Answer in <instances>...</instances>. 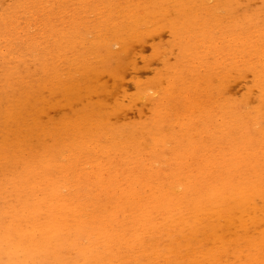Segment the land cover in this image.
<instances>
[{
	"label": "rangeland",
	"instance_id": "1",
	"mask_svg": "<svg viewBox=\"0 0 264 264\" xmlns=\"http://www.w3.org/2000/svg\"><path fill=\"white\" fill-rule=\"evenodd\" d=\"M249 48L253 50L249 51ZM263 58L264 0H0V210L2 211H0V217L5 218L2 219L4 222L0 218V227L3 223L5 224L3 226L13 225L14 221L17 223L14 224L18 226L13 228L16 232L13 229L9 231L11 226L0 229V264H39L40 260H44L40 264H91L93 262L95 264H221L220 262L222 264H264V144H262L264 143V133H260L264 131ZM80 62L84 64V67L79 65ZM257 65H260V70L257 69ZM259 79L262 83L258 82ZM73 83L75 86H72ZM257 85L262 89L259 90ZM169 92H172V95L168 97ZM21 103L24 105L28 103L31 106L28 108L30 112L24 114V109H18L17 106L20 108ZM7 106L10 108L7 109ZM12 107H17L18 112H15L16 108L15 111L12 110ZM21 114L24 115L21 116ZM259 116H261L260 119H258ZM6 117L7 119H5ZM235 119L238 122L236 124ZM254 121L256 122L254 123ZM86 123L88 124L85 125ZM252 123L255 124L254 126H258L254 128ZM237 124H241L240 127ZM72 125L74 126L72 127ZM232 126L235 131L237 130L236 132ZM71 128L75 135H72L74 132ZM69 131L72 133L70 134ZM92 131L95 135L91 134ZM89 132L91 133L88 134ZM244 133L246 136L241 135ZM223 134L226 135L223 137ZM87 138L88 140H85ZM250 138L253 140L249 141ZM257 139L258 141H256ZM260 139L263 142H259ZM77 145L80 149L77 148ZM218 145L221 146V149ZM158 152L160 153L158 154ZM230 153L234 154L230 155ZM216 157H219L218 163ZM259 157L261 160L257 164ZM223 158L225 161H222ZM212 161L216 163V166L212 164ZM47 163L48 165H44ZM228 166H230L229 170L233 169L229 171ZM57 168L60 170H56ZM116 170L117 172H115ZM209 170L210 173H208ZM215 170L217 172H214ZM244 172L246 173L243 174ZM116 174H118L117 177ZM184 174L187 176L185 177ZM207 175L208 177H206ZM65 176L69 180L65 179ZM126 176L129 178L127 179ZM144 177L145 179H143ZM175 177L178 179L175 180ZM108 178L112 180H107ZM134 178L138 179L136 183L135 180L132 182ZM16 179H19L20 182ZM57 180L58 183H56ZM165 180H169V182ZM102 181L106 183L103 184ZM170 181H173L172 185ZM142 182L143 186L140 184ZM44 183L46 187H44ZM130 183L138 185V188L132 184L129 187ZM47 184H50L48 186L51 189ZM176 185L180 188L179 191L175 187ZM57 186L63 188L59 194L55 192L58 191V188L54 191ZM228 186L230 188H227ZM111 187L112 189L108 190ZM149 187L151 188L149 189ZM232 187L236 190L231 189ZM119 188L127 196L129 193L126 190L129 188L130 195L134 193L133 196L131 195L133 202L129 198L130 195L128 196L129 202L125 201L127 196L125 195V199L124 193L121 192L120 195ZM161 188L164 193L161 192ZM13 189L16 190H14L15 194ZM61 189L59 188V192ZM67 189L69 190L66 191ZM96 189L100 191L96 192ZM133 189L134 192L131 193ZM173 189L175 191H171ZM223 189L227 190L224 192ZM21 190L22 192H20ZM44 190L45 192L52 190V192H47V196L44 197L48 198L46 201L43 198V195H46ZM150 191L152 192L150 193ZM27 192L30 194L33 192L31 195L35 197ZM153 192L158 193L157 196L160 193H162L161 196L163 194L164 196L160 198L159 195V198H156L157 196L153 198L151 197L154 195ZM175 192L179 194L176 195ZM6 193L13 194H8L10 195L8 197ZM116 193H118V197L115 198ZM139 193L141 194L139 195ZM171 193L174 194L171 195ZM63 194L67 195V197L64 196L65 199ZM107 194L110 195L109 198ZM81 195H87L85 198L87 197L88 200ZM179 195L182 196L178 197ZM38 196L41 197V200L43 198V202L45 201L42 202L43 204L39 198H36ZM78 196L85 199L84 202L87 205L84 207L88 210L94 200L91 204L93 210L88 211L90 213L81 207L84 202L80 205L79 202L82 199L80 198L78 201ZM74 197L76 198L74 199ZM5 198L7 199L5 200ZM23 199H27L25 201L29 203H25ZM35 199H38V205L37 201H34ZM120 199L122 202H119ZM158 199L159 201H157ZM65 200L70 203L72 200L70 206L76 208L77 211L79 209V215L82 212L84 215L81 214L80 217L78 214L76 215V210L70 208ZM73 201L80 206L73 207L75 206ZM108 201L110 202L108 203ZM139 201H142V204H138ZM19 202H23L24 206ZM11 203H13L12 206H10ZM17 203L22 207L23 212L19 211L20 206ZM152 203L154 205H151ZM165 203L169 204L166 205L168 210L165 207L160 211ZM241 203L243 204L240 205ZM48 204L49 206H47ZM124 204H127L126 207L129 209L123 208ZM25 205L32 210L25 208ZM39 205H41L40 207L44 205L45 208H43L44 206L43 209L38 208ZM174 205L177 206L176 210ZM6 206H9V211ZM56 206L57 208L62 206L60 211L55 208ZM64 206H68L69 211ZM148 206L149 208H143ZM102 207L104 208L102 209ZM112 207H115L114 210ZM117 207L118 209L120 207L119 211H116ZM170 208H173L171 212L173 210L177 212L178 209V212L181 213L173 212L175 217L170 216V218ZM44 209L52 211L47 212ZM80 209L87 213L83 210L80 212ZM125 209L126 211H124ZM27 210L31 212L28 213ZM61 210L63 211L61 212ZM70 210L73 212L70 213ZM98 210L101 211L100 214ZM109 210L113 211H111L113 215L110 216L112 213H107L110 212ZM11 211L14 213H10ZM15 211L18 213L17 217ZM33 211H37L38 214H33ZM8 212L13 216H10ZM68 212L69 215L75 214L73 217L70 215L71 220L68 215H65ZM162 212L165 213L162 214ZM6 213L8 217L5 216ZM21 213L25 215L27 213V215H22L25 216L22 218ZM30 213L35 215L34 218ZM51 213H56L58 216ZM102 213L105 217L107 216L108 221ZM157 213L159 214L156 215ZM120 215L123 217L120 218L118 224L115 218L121 217ZM163 215H165L164 218H162ZM178 215L180 216L178 217ZM62 216H65V219L58 218ZM9 217L13 218L12 223ZM28 217L30 221H28ZM109 217L115 218L110 219ZM173 217L174 219L170 221ZM214 217L217 219L215 220ZM136 218L140 220L138 221ZM19 219L20 224L18 223ZM66 219L68 220L64 221ZM100 220L101 222H99ZM209 220L213 224L211 222L210 224ZM70 221L72 226L69 225ZM134 221L138 227L135 226ZM155 221L159 223H155ZM188 222L190 223L188 224ZM216 222L217 225H215ZM161 223L163 224L159 225ZM59 226L63 228L61 229ZM65 226L71 227L68 229ZM86 226L88 228H84ZM98 226L99 230H97ZM91 228L95 230L94 234ZM106 228L107 233L104 230ZM130 228L136 231H130ZM37 229L39 230L37 231ZM66 230H69L70 233ZM38 232L39 234H36ZM89 232L93 236L88 234ZM63 233L64 235H62ZM41 234L44 239L41 238ZM104 234L109 236H103ZM2 235L5 236L2 237ZM70 235L71 237H69ZM163 235L166 237H162ZM21 236L23 239L20 238ZM95 236L97 238L100 236V238L96 239ZM113 236H116L114 237L116 240ZM142 236L143 238H141ZM149 236H151L150 240ZM109 237L113 239L109 241ZM188 238L194 240L189 239L188 241ZM47 239L52 241H46ZM34 240L39 242L35 241L34 243ZM41 240L43 243L40 244ZM75 241L77 242L75 243ZM10 242L13 244L11 245ZM76 244L83 245H78V247L75 246ZM57 248L61 249L59 253ZM51 249L52 251H50ZM97 250L102 252H97ZM132 250H134L133 253ZM77 254H84V256L78 257ZM44 255L50 257L46 258ZM112 255L114 256L112 257ZM34 256H37V259L36 257L33 259ZM115 256L119 258L117 259ZM183 257L187 263L182 259ZM112 258L115 262L111 261ZM158 258L160 259L158 260ZM225 259L228 261L225 262Z\"/></svg>",
	"mask_w": 264,
	"mask_h": 264
},
{
	"label": "bare ground",
	"instance_id": "2",
	"mask_svg": "<svg viewBox=\"0 0 264 264\" xmlns=\"http://www.w3.org/2000/svg\"><path fill=\"white\" fill-rule=\"evenodd\" d=\"M162 7H164V6L162 5ZM158 8H159V7H158ZM148 9H149V8H148ZM140 12H141V11H140ZM120 14H121V13H120ZM137 14H138V13H137ZM141 14H142V13H141ZM148 17H149V16H148ZM132 19H133V18H132ZM133 20H134V19H133ZM126 21H127V20H126ZM127 26H128V25H127ZM189 29H190V28H189ZM224 30H225V29H224ZM125 31H126V30H125ZM190 31H191V29H190ZM226 32H227V31H226ZM204 36H205V35H204ZM124 37H125V36H124ZM205 37H206V36H205ZM254 37H255V36H254ZM257 37H258V36H257ZM226 38H227V36H226ZM241 38H242V37H241ZM207 39H208V37H207ZM248 39H249V38H248ZM240 40H241V39H240ZM185 41H186V38H185ZM199 41H200V40H199ZM237 41H238V40H237ZM258 42H259V41H258ZM202 43H203V42H202ZM243 44H244V43H243ZM257 44H258V43H257ZM187 46H188V42H187ZM237 46H238V45H237ZM259 46H260V45H259ZM234 47H235V46H234ZM262 47H263V46H262ZM256 49H258V48L256 47ZM237 50H238V49H237ZM246 50H247V49H246ZM250 50H251V48H249V51H250ZM252 50H253V49H252ZM252 50H251V51H252ZM262 50H263V48H262ZM234 51H235V50H234ZM234 51H233V52H234ZM242 51H244V50H242ZM249 51H247V52H249ZM256 52L258 53V51H256ZM231 53H232V52H231ZM249 53H250V52H249ZM232 54H233V53H232ZM250 54H253V53H250ZM259 54H260V53H259ZM262 54H263V53H262ZM238 55H239V54H238ZM258 56H259V55H258ZM261 56H263V55H261ZM243 58H244V57H243ZM254 59H255V58H254ZM263 59H264V58H263ZM258 61H260V60H258ZM261 61H262V60H261ZM261 61H260V62H261ZM246 63H247V62H246ZM259 64H261V63H259ZM76 65H77V64H76ZM79 65H81V66L84 67V64H83L82 62H80ZM257 66H258V68H257V67H256V68H257L258 70H260V69H259V68H261V67H259L260 65H257ZM263 66H264V65H263ZM237 67H238V66H237ZM87 68H88V67H87ZM234 68H235V67H234ZM253 68H254V67H253ZM256 68H255V70H256ZM79 70H80V69H79ZM82 70H83V69H82ZM258 72L261 73V72H262V69H261V72H260V71H258ZM256 73H257V72H256ZM263 73H264V72H263ZM263 73H262V74H263ZM255 76H256V74H255ZM263 77H264V76H263ZM255 78H256V77H255ZM257 78H258V76H257ZM260 79H261V78H260ZM260 79H259V80H260ZM262 81H264V80H262ZM262 81L260 80V81H258V82H259V83H260V82L262 83ZM258 82H257V83H258ZM74 83H75V82H74ZM74 83L72 84V86L74 85ZM259 83H258V85H259ZM263 83H264V82H263ZM175 85H176V84H175ZM258 85H257V87H258ZM72 86H71V87H72ZM74 86H75V85H74ZM263 86H264V84H263ZM263 86H262V87H263ZM260 87H261V86H260ZM68 88H69V87H68ZM73 88H74V87H73ZM258 88H259V87H258ZM70 89H71V88H70ZM74 89H75V88H74ZM261 89H262V88H261ZM261 89L259 88V90H261ZM188 91H189V89H188ZM263 91H264V90H263ZM263 91H262V93H263ZM62 92H63V91H62ZM169 93H170L169 95L167 94L168 97H169L170 95H172V94H171L172 92H169ZM262 93H261V94H262ZM194 94H195V93H194ZM262 95H263V94H262ZM25 96H26V95H25ZM171 97H172V96H171ZM262 97H263V96H262ZM28 99H29V98H28ZM193 99H194V98H193ZM191 100H192V99H191ZM263 100H264V99H262V101H263ZM23 101H24V100H23ZM166 101H167V100H166ZM260 102H261V101H260ZM30 104H31V103H30ZM263 104H264V103H263ZM16 105H18V104L16 103ZM20 105H21L20 108H19V106H17V107H18V109H24V112H23L24 114L27 113V112H30V110H28V108H30L31 106L28 105V103H27L26 105H24L23 103H21ZM261 105H262V103H261ZM29 106H30V107H29ZM226 106H227V105H226ZM259 106H260V105H259ZM17 107H14V108L12 107V110H14L15 108L17 109ZM22 107H23V108H22ZM220 107H221V106H220ZM262 107H263V106H262ZM262 107H261V108H262ZM9 108H10V106H9ZM9 108H8V106H7V109H9ZM229 108H230V107H229ZM258 108H259V110H260V107H258ZM7 109H5L6 112H7ZM18 109H17V111H15V110H14V111L17 113V112H18ZM12 110H11V111H12ZM262 110H263V109H262ZM167 111H168V109H167ZM21 112H22V111H21ZM12 113H13V111H12ZM256 113L259 114L258 111H256ZM10 114H11V113H10ZM19 114H20V113H19ZM24 114H21V116L24 115ZM257 114H256V115H257ZM5 115H6V113H5ZM11 115H12V114H11ZM256 115H255V116H256ZM12 116H13V115H12ZM167 116H168V115H167ZM222 116H223V115H222ZM262 116H263V115H262ZM7 117H8V116H7ZM7 117H6L5 119H7ZM9 117H10V115H9ZM14 117H15V116H14ZM19 117H20V116H19ZM85 117H87V116H85ZM165 117H166V116H165ZM224 117H225V116H224ZM224 117H223V118H224ZM260 117H261V116H259L258 119H260ZM10 118H11V117H10ZM15 118H17V117H15ZM166 118H167V117H166ZM168 118H169V117H168ZM248 118H249V117H248ZM20 119H21V118H20ZM251 119H252V117H251ZM258 119H257V120H258ZM160 120H161V119H160ZM244 120H245V119H244ZM253 120H254V118H253ZM255 120H256V119H255ZM16 121H17V120H16ZM34 121H35V120H34ZM100 121H102V120H100ZM103 121H104V120H103ZM225 121H227V120H225ZM234 121H235V124L238 123V122L236 121V119H235ZM238 121H240V120H238ZM242 121H243V120H242ZM246 121H247V119H246ZM10 122H11V121H10ZM10 122H9V123H10ZM12 122H13V121H12ZM37 122H38V121H37ZM161 122H162V120H161ZM240 122H241V121H240ZM240 122H239V123H240ZM251 122H252V120H251ZM255 122H256V121H254V123H255ZM258 122H259V121H258ZM16 123H17V122H16ZM18 123H19V122H18ZM20 123H21V122H20ZM248 123H249V122H248ZM259 123H260V122H259ZM259 123H257V124H259ZM13 124H14V123H13ZM87 124H88V123H86L85 125H87ZM243 124H244V122H243ZM243 124H242V125H243ZM249 124H250V123H249ZM219 125H220V124H219ZM237 125H239V124H237ZM240 125H241V124H240ZM240 125H239V127H240ZM251 125L254 126L255 124L253 125V123H252ZM73 126H74V125H72V127H73ZM221 126H222V125H221ZM256 126H258V125H256ZM256 126H254V128H256ZM17 127H18V126H17ZM85 127H86V126H85ZM232 127H233V126H232ZM242 127H243V126H242ZM244 127H245V126H244ZM249 127H250V126H249ZM87 128H89V127H87ZM217 128H218V127H217ZM220 128H222V127H220ZM246 128H248V127H246ZM258 128H261V127H258ZM210 129H211V128H210ZM215 129H216V128H215ZM218 129H219V128H218ZM226 129H227V128H226ZM230 129H231V128H230ZM233 129H234V131H235V128H234V127H233ZM240 129H241V128H240ZM240 129H239V130H240ZM71 130L73 131L72 128H71ZM90 130H91V129H90ZM216 130H217V129H216ZM219 130H220V129H219ZM239 130H238V131H239ZM243 130H244V129H243ZM245 130H246V129H245ZM33 131H34V130H33ZM93 131H94V130H93ZM93 131H92V133L89 132L88 134L91 133L92 135H93V134L95 135V133H94ZM160 131H161V130H160ZM221 131H222V130H221ZM236 131H237V130H236ZM236 131H235V132H236ZM260 131H262V130H260ZM69 132H70V131H69ZM73 132H74V131H73ZM132 132H133V134H134V131H132ZM135 132H136V131H135ZM153 132H154V131H153ZM153 132H152V133H153ZM222 132H225V131H222ZM231 132H232V131H231ZM241 132H242V131H241ZM243 132H244V131H243ZM258 132H259V131H258ZM71 133H72V132H70V134H71ZM145 133H146V132H145ZM154 133H157V132H154ZM226 133H227V132H226ZM245 133H246V132H245ZM245 133H244V134H241V135H245ZM260 133H264V131H263V132H260ZM68 134H69V133H68ZM73 134L75 135V132L72 133V135H73ZM88 134H87V135H88ZM158 134H159V133H158ZM160 134H161V133H160ZM209 134H210V133H209ZM220 134H222V133H220ZM227 134H228V133H227ZM131 135H132V133H131ZM136 135H137V133H136ZM141 135H142V134H141ZM155 135H156V134H155ZM163 135H164V133H163ZM224 135H226V134H223V137H224ZM70 136H71V135H70ZM132 136H134V135H132ZM138 136H139V135H138ZM237 136L239 137V135H237ZM245 136H246V135H245ZM263 136H264V135H263ZM89 137H91V136H89ZM92 137H93V136H92ZM118 137H119V136H118ZM118 137H117V139H118ZM152 137H153V136H152ZM156 137H157V136H156ZM250 137H252V136H250ZM261 137H262V134H261ZM261 137H260V138H261ZM74 138H75V136H74ZM163 138H164V137H163ZM165 138H166V137H165ZM226 138H228V137H226ZM108 139H109V138H108ZM159 139H160V137H159ZM161 139H162V138H161ZM169 139H170V138H169ZM232 139H233V138H232ZM235 139H236V138H235ZM243 139H244V138H243ZM246 139H247V138H246ZM251 139L253 140V138H250L249 141H250ZM261 139H263V138H261ZM261 139L259 140V142H263V141H261ZM85 140H88V138L85 139ZM226 140H227V139H226ZM236 140H237V139H236ZM240 140H242L241 136H240ZM115 141H116V140H115ZM117 141H119V140H117ZM122 141H123V140H122ZM122 141H120V142H122ZM162 141H164V140H162ZM232 141H233V140H232ZM237 141H238V140H237ZM237 141H236V142H237ZM244 141H246V140L244 139ZM256 141H258V139H257ZM83 142H85L84 139H83ZM123 142H124V141H123ZM247 142H248V141H247ZM259 142H258V143H259ZM117 143H118V142H117ZM138 143H139V141H138ZM140 143H141V142H140ZM158 143H159V142H158ZM242 143H243V140H242ZM242 143H239V144H242ZM76 144H77V143H76ZM119 144H120V143H119ZM248 144H249V143H248ZM250 144H251V143H250ZM253 144H254V143H253ZM262 144H264V143H262ZM81 145H82V144H81ZM115 145H116V144H115ZM115 145H114V146H115ZM129 145H130V144H129ZM154 145H155V144H154ZM219 145H220V144H219ZM219 145H218V146H219ZM245 145H247V144H245ZM259 145H261V144H259ZM16 146H17V145H16ZM78 146H79V145H77V148H78ZM121 146H122V144H121ZM227 146H228V145H227ZM249 146H250V145H249ZM261 146H262V145H261ZM70 147H71V146H70ZM72 147H74V146L72 145ZM72 147H71V150H72ZM112 147H113V146H112ZM116 147H117V145H116ZM118 147H119V145H118ZM219 147H220V149H221V146H219ZM259 147H260V146H259ZM74 148H75V147H74ZM74 148H73V149H74ZM77 148H76V149H77ZM127 148H128V147H127ZM253 148H254V147H253ZM255 148H257V147H255ZM261 148H262V147H261ZM78 149H80V148H78ZM113 149H115V148H113ZM119 149H120V148H119ZM225 149H226V148H225ZM236 149H237V147H236ZM241 149H242V148H241ZM243 149H245V148H243ZM126 150H127V149H126ZM144 150H145V149H144ZM248 150H250V149L248 148ZM263 150H264V149H263ZM160 151H161V150H160ZM216 151H217V150H216ZM225 151H226V150H225ZM230 151H231V150H230ZM240 151H241V150H240ZM260 151H261V150H260ZM137 152H138V151H137ZM213 152H214V151H213ZM226 152H227V151H226ZM226 152H224V153H226ZM231 152H233V151H231ZM256 152H257V151H256ZM159 153H160V152H158V154H159ZM227 153H228V152H227ZM253 153H254V152H253ZM258 153L260 154L261 152H258ZM258 153H257V154H258ZM72 154H73V153H72ZM74 154H75V153H74ZM129 154H130V152H129ZM155 154H156V153H155ZM232 154H234V153H232ZM232 154L230 153V155H232ZM255 154H256V153H255ZM257 154H256V155H257ZM131 155H132V154H131ZM262 155H263V154H262ZM156 156H157V155H156ZM156 156H155V157H156ZM172 156H173V155H172ZM176 156H177V155H176ZM188 156H189V155H188ZM198 156H199V155H198ZM209 156H210V155H209ZM221 156H222V155H221ZM263 156H264V155H263ZM158 157L160 158L159 155H158ZM167 157H168V156H167ZM173 157H175V156H173ZM230 157H231V156H230ZM260 157H262V156H260ZM260 157H259V159L257 160V164H258V161L261 160ZM159 158H158V159H159ZM176 158H177V157H176ZM183 158H184V157H183ZM207 158H208V157H207ZM216 158L218 159L219 157H216ZM220 158H221V157H220ZM225 158H226V156H225ZM236 158H237V157H236ZM251 158H252V157H251ZM255 158H257V157H255ZM154 159H155V158H154ZM158 159H156V160H158ZM162 159H163V155H162ZM162 159H161V160H162ZM188 159H190V158H188ZM205 159H206V158H205ZM209 159H210V158H209ZM209 159H208V162H209ZM223 159H224V158H223ZM223 159H222V161H225V159H224V160H223ZM226 159H227V158H226ZM126 160H127V159H126ZM163 160H164V159H163ZM163 160H162V161H163ZM167 160H168V159H167ZM170 160H171V159H170ZM202 160H203V159H202ZM202 160H201V161H202ZM206 160H207V159H206ZM211 160H212V159H211ZM255 160H256V159H255ZM122 161H123V160H122ZM124 161H125V160H124ZM128 161H129V160H128ZM151 161H152V160H151ZM120 162H121V161H120ZM153 162H154V161H153ZM157 162H158V161H157ZM159 162H160V160H159ZM163 162H164V161H163ZM208 162H207V163H208ZM210 162H211V161H210ZM212 162H213V161H212ZM218 162H219V159L217 160V163H218ZM220 162H221V161H220ZM228 162L230 163V161H228ZM228 162L226 163V165L228 164ZM234 162H236L235 159H234ZM250 162H251V160H250ZM145 163H146V162H145ZM150 163H151V162H150ZM180 163H181V162H180ZM191 163H192V162H191ZM202 163H203V162H202ZM207 163H206V164H207ZM232 163H233V162H232ZM259 163H260V162H259ZM113 164H114V162H113ZM152 164H153V163H152ZM154 164H155V162H154ZM197 164H198V163H197ZM208 164H209V163H208ZM212 164H214V165L216 166V163L213 162ZM223 164H224V163H223ZM257 164H256V166H257ZM44 165H48V163H47V164H44ZM56 165H57V164H56ZM71 165H72V164H71ZM74 165H75V164H74ZM77 165H78V164H77ZM101 165H102V164H101ZM119 165H120V164H119ZM138 165H139V164H138ZM179 165H180V164H179ZM179 165H178V166H179ZM190 165H191V164H190ZM204 165H205V164H204ZM36 166H37V165H36ZM54 166H55V165H54ZM98 166H99V165H98ZM117 166H118V165H117ZM147 166H148V165H147ZM149 166H150V165H149ZM199 166H200V165H199ZM206 166H208V165H206ZM215 166H214V167H215ZM236 166H237V165H236ZM241 166H242V165H241ZM252 166H253V165H252ZM47 167H49V166H47ZM66 167H67V166H66ZM66 167H65V168H66ZM70 167H72V166H70ZM111 167H112V165H111ZM138 167H139V166H138ZM140 167H141V166H140ZM202 167H203V166H202ZM210 167H211V166H210ZM212 167H213V165H212ZM10 168H11V167H10ZM97 168H98V167H97ZM97 168H96V169H97ZM151 168H152V167H151ZM176 168H177V167L175 166V169H176ZM183 168H184V167H183ZM195 168H197V167H195ZM203 168L206 169V167H203ZM216 168H217V167H216ZM216 168H215V169H216ZM227 168H228V170H229L230 166H228ZM237 168H238V167H237ZM239 168H240V166H239ZM247 168H248V167H247ZM251 168H253V167H251ZM263 168H264V167H263ZM48 169H49V168H48ZM58 169H59V168H57L56 170H58ZM63 169H64V167H63ZM116 169H117V168H116ZM139 169H140V168H139ZM179 169H180V168H179ZM200 169H201V168H200ZM232 169H233V168H232ZM232 169H231V170H232ZM235 169H236V168H235ZM59 170H60V169H59ZM66 170H67V169H66ZM101 170H102V169H101ZM101 170H100V171H101ZM113 170H114V169H113ZM181 170H183V169H181ZM201 170H202V169H201ZM211 170H212V169H211ZM231 170H229V171H231ZM240 170H242V169H240ZM247 170H248V169H247ZM61 171H62V169H61ZM106 171H107V170H106ZM186 171H187V170H186ZM198 171H200V170H198ZM236 171H237V170H236ZM115 172H117V170H116ZM176 172H179V171H176ZM201 172H203V171H201ZM214 172H217V171L215 170ZM221 172H222V168H221ZM242 172H243V171H242ZM63 173H64V172H63ZM65 173H66V172H65ZM105 173H106V172H105ZM169 173H170V172H169ZM169 173H168V174H169ZM173 173H174V172H173ZM173 173H172V174H173ZM182 173H183V172H182ZM208 173H210V170H209ZM211 173H212V172H211ZM218 173H219V172H218ZM245 173H246V172H244L243 174H245ZM59 174H60V173H59ZM59 174H58V175H59ZM144 174H145V173H144ZM172 174H171V175H172ZM174 174H175V173H174ZM213 174H214V173H213ZM234 174H235V173H234ZM234 174H233V175H234ZM250 174H251V173H250ZM261 174L263 175V172H262ZM261 174H260V175H261ZM60 175H61V174H60ZM62 175H63V174H62ZM95 175H97V174L95 173ZM111 175L113 176L114 173L112 172ZM117 175H118V174H116V177H117ZM121 175H122V174H121ZM131 175H133V174H131ZM131 175H130V176H131ZM159 175H160V174H159ZM159 175H157V176L160 177ZM187 175H188V173H187ZM187 175H186V176H187ZM208 175H209V174H208ZM208 175H207L206 177H208ZM218 175H220V174H218ZM262 175H261V176H262ZM103 176H104V175H103ZM123 176H125V175H123ZM128 176H129V175H128ZM137 176H138V174H137ZM142 176H143V175H142ZM142 176H141V177H142ZM184 176H185V174H184ZM184 176H183V177H184ZM186 176H185V177H186ZM198 176H199V175H198ZM210 176H211V175H210ZM229 176H230V175H229ZM236 176H237V175H236ZM239 176H240V175H239ZM60 177H61V176H60ZM65 177H66V176H65ZM95 177H96V176H95ZM118 177H119V176H118ZM141 177H140V178H141ZM164 177H165V176H164ZM172 177H173V176H172ZM172 177H171V178H172ZM178 177H179V175H178ZM178 177H175V180H176V178L178 179ZM180 177H181V176H180ZM190 177H191V176H190ZM190 177H189V178H190ZM204 177H205V176H204ZM204 177H203V178H204ZM223 177H224V176H223ZM51 178H52V177H51ZM72 178H73V177H72ZM110 178H112V177H110ZM110 178H108L107 180H110ZM121 178H122V177H121ZM126 178L128 179L129 177L126 176ZM135 178H136V177H135ZM135 178L132 179V180H133L132 182H134V180H135V183H136V180L138 181V179H135ZM137 178H138V177H137ZM161 178H162V177H161ZM210 178H211V177H210ZM210 178H209V179H210ZM220 178H221V177H220ZM243 178H244V177H243ZM249 178H250V177H249ZM251 178H252V177H251ZM53 179H54V178H53ZM59 179L61 180V178H59ZM65 179H68V178L66 177ZM65 179H62V180H65ZM112 179H114V178H112ZM112 179H111V180H112ZM119 179H120V178H119ZM143 179H145V177H144ZM143 179H142V180H143ZM148 179H149V178H148ZM148 179H146V180H148ZM153 179H154V178H153ZM159 179H160V178H159ZM162 179H163V178H162ZM207 179H208V178H207ZM214 179H215V178H214ZM237 179H238V178H237ZM247 179H248V178H247ZM16 180L19 181V179H16ZM68 180H69V179H68ZM68 180H67V181H68ZM70 180H71V179H70ZM73 180H74V178L72 179V181H73ZM111 180H110V181H111ZM130 180H131V179H130ZM151 180H152V179H151ZM155 180H156V178H155ZM180 180H181V179H180ZM201 180H202V179H201ZM258 180H259V179H258ZM13 181H14V180H13ZM13 181H12V182H13ZM54 181H55V180H54ZM99 181H100V180H99ZM117 181H118V180H117ZM119 181H120V180H119ZM126 181H127V180H126ZM165 181H168V182H169V180H165ZM181 181H182V180H181ZM183 181H184V179H183ZM189 181L191 182L190 179H189ZM194 181H195V180H194ZM196 181H197V180H196ZM250 181H251V180H250ZM14 182H15V181H14ZM14 182H13V183H14ZM19 182H20V181H19ZM35 182H36V181H35ZM70 182H71V181H70ZM102 182H104V181H102ZM112 182H113V181H112ZM127 182H130V181H127ZM139 182H140V181H139ZM149 182H150V180H149ZM161 182L164 183L163 181H161ZM161 182H160V183H161ZM170 182H171V181H170ZM192 182H193V181H192ZM210 182H211V180H210ZM210 182H209V183H210ZM221 182H222V181H221ZM229 182H230V181H229ZM233 182H235V181H233ZM28 183H30V182H28ZM56 183H58V180L56 181ZM105 183H106V182H104L103 184H105ZM110 183H111V182H110ZM115 183H116V182H115ZM147 183H148V182H147ZM147 183H146V184H147ZM156 183H157V182H156ZM158 183H159V182H158ZM160 183H159V184H160ZM172 183H173V181H172L170 184L172 185ZM175 183H176V182H175ZM180 183H182V182H180ZM184 183H186V182H184ZM193 183H194V182H193ZM198 183H199V182H198ZM198 183H197V184H198ZM202 183H203V182H202ZM202 183H201V184H202ZM227 183H228V180H227ZM230 183H231V182H230ZM17 184H18V182H17ZM31 184H32V182H31ZM31 184H30V185H31ZM44 184H45V183H44ZM116 184H117V183H116ZM131 184H132V183H130L129 187H131ZM140 184L142 185L143 182L140 183ZM150 184H151V182H150ZM164 184H165V183H164ZM164 184H163V186H164ZM188 184H189V183H188ZM221 184H222V183H221ZM225 184H226V183H225ZM231 184H232V183H231ZM30 185H28V186H30ZM48 185H50V184H47V186H48ZM54 185H55V184H54ZM54 185H53V187H54ZM66 185H67V184H66ZM66 185H65V186H66ZM99 185H100V184H99ZM99 185H98V186H99ZM107 185H109V184H107ZM107 185H106V186H107ZM113 185H114V184H113ZM121 185H122V183H121ZM125 185H127V184H125ZM132 185H133V184H132ZM151 185H152V184H151ZM156 185H158V184H156ZM161 185H162V184H161ZM173 185H174V184H173ZM185 185H187V184H185ZM228 185H229V184H228ZM247 185H248V184H247ZM253 185H254V184H253ZM28 186H27V187H28ZM40 186H41V185H40ZM65 186L63 185V187H65ZM69 186H74V185H69ZM96 186H97V185H96ZM98 186H97V187H98ZM133 186L137 187L138 185L134 184ZM142 186H143V185H142ZM142 186H141V187H142ZM153 186H154V185H153ZM158 186H159V185H158ZM165 186H167V185H165ZM203 186H204V185H203ZM224 186H225V185H224ZM231 186H232V185H231ZM257 186H258V185H257ZM15 187H16V186H15ZM15 187H13V188H15ZM30 187H31V186H30ZM44 187H46V184H45ZM48 187H49V186H48ZM51 187H52V186H51ZM66 187H67V186H66ZM74 187H75V186H74ZM90 187H91V186H90ZM101 187H102V185H101ZM101 187H100V188H101ZM107 187H108V186H107ZM112 187H113V186H112ZM112 187H111V188H108V190H109V189H112ZM114 187H115V186H114ZM124 187H125V186H124ZM139 187H140V186H139ZM167 187H168V186H167ZM175 187H177V185H176ZM180 187H181V186H180ZM185 187H186V189H187V186H185ZM188 187H189V186H188ZM196 187H197V186H196ZM205 187H206V186H205ZM219 187H220V186H219ZM236 187H237V186H236ZM28 188H29V187H28ZM40 188H42V187H40ZM49 188H50V187H49ZM55 188H56V189H54V191L57 190L58 186L55 187ZM59 188L61 189L62 187L60 186ZM59 188H58V191H55V192H57L58 194L61 193V191H62V189H63V188H62V189L60 190V192H59ZM67 188H68V187H67ZM70 188H72V187H70ZM95 188H96V187H95ZM95 188H94V189H95ZM126 188H127V187H126ZM132 188H133V187H132ZM137 188H138V187H137ZM150 188H151V187H149V189H150ZM155 188L157 189V186H156ZM159 188H160V187H159ZM172 188H173V186H172ZM172 188H170V189H172ZM177 188H178V191H179L180 188H179V187H177ZM202 188H203V187H202ZM215 188H216V187H215ZM215 188H214V189H215ZM227 188H230V187L228 186ZM247 188H248V187H247ZM15 189H16V188H15ZM15 189H13V193H14V194H15V191H16ZM18 189L20 190V188H18ZM18 189H17V190H18ZM45 189H46V188H45ZM50 189H51V188H50ZM52 189H53V188H52ZM72 189H74V188H72ZM102 189H103V188H102ZM106 189H107V188L105 187V190H106ZM119 189L121 190V188H119ZM124 189H125V188H124ZM134 189H135V188H134ZM134 189L131 191V193L134 192ZM156 189H155V190H156ZM174 189H176V188H174ZM174 189L171 190V191H175ZM214 189H213V190H214ZM231 189H234V188L232 187ZM231 189H230V191H231ZM240 189H242V188H240ZM250 189H251V187H250ZM250 189H249V190H250ZM0 190H1V189H0ZM2 190H3V189H2ZM6 190H7V189H6ZM14 190H15V191H14ZM31 190H33V189H31ZM40 190H43V189H40ZM68 190H69V189H67L66 191H68ZM92 190H93V188H92ZM115 190H116V189H115ZM115 190H113V191H115ZM125 190H126V189H125ZM129 190H130V189L128 188V190H126V191H127V192L129 193V195H130ZM135 190L137 191V189H135ZM155 190H152V191H155ZM160 190H162L161 192H163V189H162V188H161ZM166 190H167V189H166ZM187 190H188V189H187ZM187 190H186V191H187ZM189 190H190V189H189ZM191 190H192V189H191ZM204 190H205V189H204ZM204 190H201V191H204ZM223 190H224V192H225L227 189H226V190L223 189ZM235 190H236V189H234V191H235ZM11 191H12V189H11ZM24 191H25V190H24ZM26 191H27V189H26ZM28 191H29V189H28ZM37 191L39 192V190H37ZM74 191H76V190H74ZM79 191H80V190H79ZM81 191H82V190H81ZM90 191H91V190H90ZM97 191H100V190H97V189H96V192H97ZM110 191H111V190H110ZM136 191H135V192H136ZM138 191H140V190H138ZM142 191H143V189H142ZM152 191H150V193H151ZM164 191H165V190H164ZM178 191H177V192H178ZM184 191H185V190H184ZM197 191H198V190H197ZM206 191H207V190H206ZM20 192H22V190H21ZM30 192H31V191H30ZM38 192H37V193H38ZM44 192H45V190H44ZM47 192H52V190H50V191L48 190ZM47 192H45L46 195H45V196L43 195V198L47 196ZM63 192H64V191H63ZM71 192H73V191H71ZM105 192H107V191H105ZM111 192H112V191H111ZM115 192H117V191H115ZM121 192H122V190H121L120 192H118V193H120V195H121ZM147 192H148V190H147ZM155 192H156V191H155ZM155 192H153V194H154L155 196L153 195V196H151V197L155 198V197L157 196L156 194H158V193L155 194ZM166 192L168 193V191H166ZM180 192H181V191H180ZM250 192H251V191H250ZM13 193H8V194L12 195ZM16 193H17V192H16ZM23 193H25V192H23ZM23 193H22V194H23ZM27 193H28V192H27ZM27 193H26V194H27ZM32 193H33V192H32ZM32 193H31V194H32ZM39 193L41 194V192H39ZM57 193H55V194H57ZM67 193H69V192H67ZM67 193H66V194H67ZM73 193H74V192H73ZM87 193H88V192H87ZM89 193H90V192H89ZM118 193H116L117 196H115V198L118 197ZM122 193H124V198H125V195L127 196V194H125V192H122ZM137 193H138V192H137ZM163 193H164V192H163ZM182 193H184V192H182ZM182 193H181V194H182ZM206 193H207V192H206ZM217 193H218V192H217ZM222 193H223V192H222ZM251 193H252V192H251ZM6 194H7V193H6ZM8 194H7V196L10 197V195H8ZM19 194H20V193H19ZM28 194H30V193H28ZM31 194H30V195H31ZM52 194L54 195V193H51V195H52ZM66 194H65V195H66ZM100 194H101V192H100ZM108 194H109V192H108ZM108 194H107V197H108V196L110 197V195H108ZM116 194H115V195H116ZM133 194H134V193H133ZM133 194H131V195L133 196ZM140 194H141V193H139V195H140ZM147 194L149 195V193H147ZM147 194H146V195H147ZM160 194H162V193H160ZM160 194H159V195H160ZM173 194H174V193H171V195H173ZM175 194L177 195V194H179V193H176V192H175ZM195 194H196V193H195ZM252 194H253V193H252ZM0 195H1V194H0ZM20 195H21V194H20ZM20 195H19V196H20ZM35 195H36V194H35ZM65 195L63 194V198H64ZM69 195H70V193H69ZM69 195H68V196H69ZM72 195H74V194H72ZM72 195H71V197H73ZM75 195L77 196L78 194L76 193ZM79 195H80V194H79ZM94 195H95V192H94ZM94 195H93V196H94ZM112 195H114V194H112ZM120 195H119V197H120ZM129 195H128V196H129ZM131 195H130L129 198H131L130 200L132 201V196H131ZM146 195H145V197H146ZM151 195H152V194H151ZM159 195H158V196H159ZM204 195H205V194H204ZM224 195H225V194H224ZM22 196H24V195H22ZM22 196H21V197H22ZM27 196H28V195H27ZM27 196H26V198H27ZM31 196L35 197L34 195H31ZM61 196H62V194H61ZM61 196H60V198H62ZM81 196H82V195H81ZM81 196H80V197L78 196V197H79V200L77 199L78 201H80ZM85 196H87V195H85ZM85 196L83 195L82 197L85 198ZM93 196H92V197H93ZM128 196H127V199L125 198L126 200H125L124 198H122V200H125V201H128V202H129V200H128V199H129ZM158 196H157L156 198H159L161 195H160L159 197H158ZM162 196H164V194H163ZM162 196H161L160 198H163ZM174 196H175V195H174ZM180 196H182V195H179L178 197H180ZM185 196H186V194H185ZM189 196H190V195H189ZM2 197H3V196H2ZM11 197H12V196H11ZM13 197H14V195H13ZM17 197H18V196H17ZM21 197H20V199H21ZM24 197H25V196H24ZM33 197H32V198H33ZM50 197H51V196H50ZM66 197H67V195H66ZM78 197H77V198H78ZM88 197H89V196H88ZM109 197H108V198H109ZM111 197H112V196H111ZM122 197H123V196H122ZM134 197H135V196H134ZM137 197H139L138 194H137ZM142 197H144V196H142ZM166 197H167V196H166ZM198 197H199V196H198ZM227 197L229 198V196H227ZM236 197H237V196H236ZM22 198H23V197H22ZM28 198H29V201H30V200H31L30 196H29ZM36 198H39L40 201H41V203L43 202V198H42V200H41V197H39V196L36 197ZM51 198L54 199V197H51ZM51 198H50V199H51ZM69 198H70V197H69ZM75 198H76V197H74V199H75ZM83 198H81V199L83 200ZM86 198H87V197H86ZM86 198H85V199H86ZM104 198H105V197H104ZM135 198H136V197H135ZM164 198H165V197H164ZM169 198H170V197H169ZM169 198H168V199H169ZM195 198H196V197H195ZM212 198H215V197H212ZM212 198H210V199L212 200ZM2 199H3V198H2ZM6 199H7V198H5V200H6ZM9 199H10V198H9ZM12 199H14V198H12ZM17 199H18V198H17ZM44 199H45V201H46V199H48V198H44ZM50 199H49V200H50ZM64 199H65V198H64ZM85 199H84V200H85ZM137 199H139V198H137ZM166 199H167V198H166ZM177 199H178V198H177ZM192 199H193V198H192ZM204 199H205V198H204ZM204 199H202V200H204ZM23 200H24L25 203L28 202V201H25V200H27V199H23ZM23 200H22V201H23ZM49 200H47V201L50 202L52 199H51L50 201H49ZM62 200H63V199H62ZM62 200H61V201H62ZM69 200H70V199H69ZM72 200H73V199H72ZM72 200H71V203H72ZM82 200L79 202V204L82 203V202H84V200H83V201H82ZM86 200H88V198H87ZM92 200H93V199H92ZM107 200H109V199H107ZM133 200H134V199H133ZM160 200H161V199H160ZM172 200H173V198H172ZM188 200L190 201V199H188ZM198 200L200 201V199H198ZM218 200H219V199H218ZM8 201H9V200H8ZM14 201H16V200H14ZM18 201H19V200H18ZM34 201H37V205L39 204V203H38V199H35ZM40 201H39V202H40ZM45 201H44V202H45ZM52 201L54 202V200H52ZM57 201H58V200H57ZM65 201L67 202V200H65ZM93 201H94V200H93ZM93 201H92V202H93ZM100 201H101V200H100ZM100 201H99V202H100ZM104 201H105V200H104ZM131 201H130V202H131ZM142 201H143V200H142ZM142 201H139L140 203H138V204H142V203H141ZM144 201H145V200H144ZM148 201H149V200H148ZM151 201H152V199H151ZM151 201H150V202H151ZM157 201H159V199H158ZM157 201H156V202H157ZM163 201H164V200H163ZM163 201H162V202H163ZM170 201H171V198H170ZM176 201H177V200H176ZM0 202H1V201H0ZM3 202H4V201H3ZM31 202H32V201H31ZM44 202H43V203H44ZM55 202H56V201H55ZM59 202H60V201H59ZM68 202H69V201H68ZM68 202H67V204L70 206L71 203H70V202L68 203ZM73 202H74V204H75V206H73V207H76V206H80V205H81V204H80V205L76 204L75 201H73ZM87 202H88V201H87ZM90 202H91V201H90ZM92 202H91V204H92ZM96 202H97V201H96ZM101 202H102V201H101ZM109 202H110V201H108V203H109ZM113 202H114V201H113ZM119 202H122L121 199H120ZM119 202H117V203H119ZM132 202H133V201H132ZM134 202H135V201H134ZM136 202H138V200H136ZM145 202H146V201H145ZM172 202H173V201H172ZM172 202H171V204H172ZM197 202H198V201H197ZM197 202H196V203H197ZM14 203H15V202H14ZM19 203L22 204L23 202H22V203L19 202ZM19 203H17L18 206H20ZM28 203H29V202H28ZM35 203H36V202H35ZM43 203H42V204H43ZM56 203H57V202H56ZM56 203H54V204H56ZM61 203H62V202H61ZM63 203L65 204V202H63ZM94 203H95V202H94ZM179 203H180V202H179ZM179 203H178V204H179ZM184 203H185V202H184ZM205 203H206V202H205ZM212 203H213V202H212ZM257 203H258V202H257ZM6 204H7V203H6ZM6 204H4V205H6ZM12 204H13V203H11L10 206H12ZM31 204H33V202H32ZM42 204H41V205H42ZM46 204H47V202L45 203V206H46ZM49 204H50V203H49ZM49 204H48L47 206H49ZM57 204H58V203H57ZM82 204H83V203H82ZM91 204L89 205V206H90V207H89L90 209H91V206H92ZM106 204H107V202H106ZM113 204H114V203H113ZM128 204H131V203H128ZM133 204H134V203H133ZM171 204H170V205H171ZM180 204H181V203H180ZM182 204H183V203H182ZM185 204H186V203H185ZM191 204H192V203H191ZM242 204H243V203H241L240 205H242ZM8 205H9V203H8ZM17 205H14V206H17ZM22 205H23V204H22ZM41 205H39V206H37V207H38V208H42V207L44 206V205H43L42 207H40ZM58 205H59V204H58ZM58 205H57V206H58ZM65 205H66V204H65ZM84 205H87V203L85 204V202H84V204H83L81 207H82L84 210L86 209L87 212H88L90 209L88 210L86 207H84ZM93 205H95V204H93ZM110 205H111V203H110ZM124 205H125V207H123V208L129 209V208L126 207L127 204H124ZM131 205H132V204H131ZM131 205H130V206H131ZM148 205H150V203H148ZM151 205H154V204L152 203ZM166 205H169V204H168V203H165V204H164V207H162V208L160 209V211H161L163 208H165ZM207 205H208V204H207ZM207 205H205V206H207ZM1 206H2V205H1ZM23 206H24V205H23ZM25 206H26L25 208H27V205H25ZM34 206H35V205H34ZM45 206H44L43 208H45ZM57 206L55 207L57 210L61 209L60 207H62V206H60L59 208H57ZM101 206H102V205H101ZM101 206H100V207H101ZM105 206H106V205H105ZM108 206H109V205H108ZM116 206H117V205H116ZM137 206H140V207H141L142 205H137ZM143 206H144V205H143ZM155 206H156V204H155ZM162 206H163V205H162ZM174 206H175L174 209L176 210L177 206H176V205H174ZM184 206H185V205H184ZM188 206H189V205H188ZM197 206H198V205H197ZM6 207L8 208L9 206H6ZM28 207H30L29 204H28ZM64 207H65V206H64ZM67 207H68V206H66L65 208H66V210L68 209L67 211H69V208H67ZM132 207H134V206H132ZM140 207H136V208H140ZM179 207H180V206H179ZM181 207L183 208V206H181ZM200 207L202 208V206H200ZM16 208H17V207H16ZM21 208H22V207L20 206V210H19V211H22ZM25 208H23V209H25ZM43 208H42V209H43ZM46 208H47V207H46ZM52 208H53V207H52ZM70 208H72V207L70 206ZM79 208H80V207H79ZM94 208H95V206H94ZM103 208H104V207H102V209H103ZM112 208H113V207H112ZM114 208H115V207H114ZM114 208H113V210H114ZM143 208H149V206H148V207H143ZM187 208H188V207H187ZM201 208H200V209H201ZM204 208H205V207H204ZM5 209H6V208H5ZM5 209H4V210H5ZM18 209H19V208H18ZM18 209H15V210H18ZM27 209H31V208H27ZM62 209H64V208H62ZM72 209H74V208H72ZM83 209H82V210H83ZM97 209H98V208H97ZM119 209H120V207H119ZM119 209H118V207H117V210H116V211H119ZM126 209H125L124 211H126ZM166 209H167V207H166ZM170 209H171V208H170ZM172 209H173V208H172ZM172 209L170 210L171 215H169V217H170V216H171V217L174 216V213H177V212H178V209H177V212H175V211L173 210V212H174V213H173V212H171ZM214 209H215V208H214ZM9 210H10V208H8V211H9ZM11 210H12V208H11ZM13 210H14V209H13ZM31 210H32V209H31ZM36 210H37V209H36ZM44 210H45V209H44ZM44 210H43V211L41 210V212H44ZM64 210H65V209H64ZM74 210H76V215H77V214L79 215V213H78L79 209H78V211H77L76 208H75ZM80 210H81V209H80ZM82 210H81L80 212H82ZM84 210H83V211H84ZM92 210H93V208H92L90 211H92ZM100 210H101V208H100ZM105 210H106V209H105ZM107 210H108V209H107ZM141 210H144V209H141ZM141 210H140V211H141ZM164 210H165V209H164ZM167 210H168V209H167ZM167 210H165V211H167ZM188 210L190 211V209H188ZM0 211H1V210H0ZM5 211H6V210H5ZM27 211H28V210H27ZM27 211H26V212H27ZM38 211H40V210L38 209ZM45 211L50 212V211H52V210L48 211V210L46 209ZM53 211H54V208H53ZM59 211H60V210H59ZM62 211H63V210H61V212H62ZM67 211H66V212H67ZM95 211H96V209H95ZM98 211H99V210H98ZM109 211H110V210H109ZM111 211H112V210H111ZM111 211H110V212H107V213H112L113 211H112V212H111ZM129 211H130V210H129ZM221 211H222V210H221ZM225 211H226V209H225ZM1 212H2V211H1ZM1 212H0V213H1ZM15 212L17 213V211H15ZM22 212H23V211H22ZM29 212H31V211L29 210L28 213H29ZM33 212H34V211H33ZM33 212H32V213H33ZM36 212H37V211H36ZM36 212H34L33 214H38V213H36ZM47 212H46V213H47ZM61 212H60V213H61ZM64 212H65V211H64ZM72 212H73V211H72ZM72 212H71V210H70V213H72ZM84 212H86V211H84ZM87 212H86V213H87ZM93 212H94V211H93ZM100 212H101V211H99V214H100ZM103 212H104V211H103ZM135 212H136V211H135ZM141 212H143V211H141ZM152 212L154 213V211H152ZM157 212H158V211H157ZM190 212H191V211H190ZM215 212H216V211H215ZM8 213H9V212H8ZM10 213H14V211H11ZM10 213H9V214H10ZM56 213L59 214V212H56ZM56 213H51V214L54 215V214H56ZM88 213H90V212H88ZM107 213H105V214L107 215ZM114 213H116V212H114ZM146 213H147V212H146ZM146 213H144V214H146ZM153 213H151V214H153ZM164 213H165V212H164ZM164 213L162 212V214H164ZM168 213H169V212H168ZM168 213H167V214H168ZM178 213H181V212H178ZM223 213H224V211H223ZM19 214H20V213H19ZM30 214H31V213H30ZM40 214H42V213H40ZM40 214H39V215H40ZM43 214H44V213H43ZM58 214H56V215H54V216H58ZM81 214L84 215L83 212H82ZM81 214H80V215H81ZM91 214H93V213H91ZM102 214H103V213H102ZM122 214L125 215L126 213H122ZM158 214H159V213H157L156 215H158ZM172 214H173V215H172ZM209 214H211V213H209ZM220 214H221V213H220ZM220 214H219V215H220ZM22 215H25V214H22V213H21V217L23 218V217H25V216L27 215V213H26L25 216H22ZM31 215H32V214H31ZM52 215H51V216H52ZM60 215H61V214H60ZM65 215H68V217L70 218V215H71V214L69 215V212H68V214L65 213ZM74 215H75V214H74ZM74 215H71V216L73 217ZM80 215H79V217H80ZM86 215H87V214H86ZM86 215H85V218L87 217ZM97 215H98V214H97ZM111 215H113V213L110 214V216H111ZM116 215H117V214H116ZM123 215H122V216L120 215L121 217H118L119 220H118V218H115V217H114V218L118 221V222H117L118 224H119L120 218H122ZM126 215H128V214H126ZM146 215H147V214H146ZM148 215H149V214H148ZM203 215H204V214H203ZM213 215H214V214H213ZM213 215H212V216H213ZM5 216L8 217V214L6 213ZM5 216H4V217H5ZM10 216H13V214H12V215L10 214ZM15 216L17 217V216H18V213H17V215H15ZM32 216H33V215H32ZM34 216H35V215H34ZM34 216H33V218H34ZM40 216H41V215H40ZM40 216H39V217H40ZM81 216H82V215H81ZM88 216H90V215H88ZM103 216L105 217L104 214H103ZM161 216H162V215H161ZM179 216H180V215H178V217H179ZM197 216H198V215H197ZM200 216H201V215H200ZM215 216H216V215H215ZM21 217H18V218H21ZM64 217H65V216L58 217V218L60 219V218H64ZM72 217H71V218H72ZM77 217H78V216H77ZM77 217H76V218H77ZM106 217H107V216H106ZM106 217H105V218H106ZM129 217H130V216H129ZM129 217H128V218H129ZM133 217H134V216H133ZM140 217H141V216H140ZM154 217H155V216H154ZM164 217H165V215H163L162 218H164ZM171 217H170V218H171ZM174 217H175V216H174ZM174 217H173L170 221H172V220L174 219ZM190 217H191V216H190ZM190 217H189V218H190ZM0 218H1V220H2V219H5V218H3L2 216H1ZM45 218H46V217H45ZM69 218H68V219H69ZM71 218H70L69 220H71ZM102 218H103V217H102ZM102 218H100V219H101V220L105 219V218H103V219H102ZM109 218H110V219H114V218H111V217H109ZM150 218H152V217H150ZM157 218H158V217H157ZM157 218H156V219H157ZM167 218H168V217H167ZM185 218H186V217H185ZM199 218H200V217H199ZM214 218H215V217H214ZM27 219H28V221H30L29 217H28ZM56 219H57V217H56ZM64 219H65V218H64ZM68 219H66V220H64V221H67ZM73 219H74V218H73ZM78 219H79V218H78ZM106 219H107V218H106ZM106 219H105V220H106ZM123 219H124V218H123ZM136 219L138 220V218H136ZM158 219H159V218H158ZM158 219H157V220H158ZM216 219H217V217L215 218V220H216ZM6 220H7V219H6ZM9 220H10L11 223L13 222V221H12L13 218L11 219V218L9 217ZM35 220H36V217H35ZM37 220H38V219H37ZM39 220H40V219H39ZM53 220H55V219H53ZM80 220H81V219H80ZM86 220H88V219H86ZM90 220H91V219H90ZM101 220H100L99 222H101ZM121 220H122V219H121ZM131 220H132V219H131ZM131 220H130V222H131ZM137 220H135V221H137ZM139 220H140V219H139ZM139 220H138V221H139ZM188 220H190V219H188ZM2 221H3V220H2ZM24 221H25V220H24ZM32 221H33V219H32ZM91 221H92V220H91ZM93 221H94V220H93ZM107 221H108V219H107ZM123 221H125V220H123ZM123 221H121V222H123ZM135 221H134V223H136ZM167 221H169V220H167ZM3 222H4V221H3ZM6 222H7V221H6ZM20 222H21V221H20V219H19V222H18V223L20 224ZM84 222H85V220H84ZM111 222H112V221H111ZM121 222H120V223H121ZM125 222H126V221H125ZM125 222H124V223H125ZM210 222L213 224V222L209 220V223H210ZM220 222H222V221H220ZM14 223H16V222L14 221ZM14 223H13V225H10V224H9V225H6V226H11V227L13 226L12 228L10 227L9 231H11L15 226H17V225H15ZM26 223H27V222H26ZM32 223H33V222H32ZM37 223H38V225H39V224H40V221L37 222ZM41 223H42V222H41ZM54 223H55V222H54ZM60 223H61V222H60ZM90 223H91V222H90ZM94 223H95V221H94ZM117 223H115V224L117 225ZM124 223H123V224H124ZM134 223H133V224H134ZM155 223H159V222H158V221H157V222L155 221ZM155 223H154V224H155ZM165 223H166V222H165ZM189 223H190V222H188V224H189ZM202 223H203V222H202ZM211 223H210V224H211ZM3 224H4V223H3ZM3 224H2V226L0 227L1 230H2V227H3V229H4V227H6V226H3ZM7 224H8V222H7ZM16 224H17V223H16ZM22 224H23V223H22ZM22 224H21V225H22ZM30 224H31V222H30ZM30 224H29V225H30ZM70 224H71V221H70L69 225H70ZM82 224H83V223H82ZM82 224H81V225H82ZM104 224H105V223H104ZM104 224H103V226L101 227L102 230H103ZM123 224H122V225H123ZM162 224H163V223H161V224H159V225H162ZM188 224H187V225H188ZM210 224H209V225H210ZM217 224H218V223L216 222L215 225H217ZM4 225H5V224H4ZM26 225H27V224H26ZM29 225H28V226H29ZM34 225H35V221H34ZM36 225H37V224H36ZM41 225H42V224H41ZM41 225H40V226H41ZM72 225H73V224H71V226H72ZM83 225H84V224H83ZM112 225H113V224H112ZM112 225H111V227H113V226L115 227V225H113V226H112ZM139 225H140V224H139ZM145 225H146V224H145ZM145 225H144V226H145ZM155 225H156V224H155ZM164 225H165V224H164ZM176 225H179V224H176ZM180 225H181V224H180ZM215 225H214V227H215ZM30 226H31V225H30ZM30 226H29V227H30ZM71 226H70V227H71ZM79 226H80V225H79ZM84 226H85V225H84ZM130 226H131V225H130ZM135 226L138 227L137 223H136ZM135 226H134V228H135ZM169 226H170V225H169ZM17 227H18V226H17ZM48 227H49V226H48ZM59 227H60V226H59ZM65 227H66V226H65ZM70 227H66V228L69 229ZM90 227H91V226H90ZM92 227H93V225H92ZM94 227H95V226H94ZM111 227H110V228H111ZM116 227H117V226H116ZM183 227H184V226H183ZM211 227H213V226H211ZM27 228H28V227H27ZM46 228H47V227H46ZM60 228L62 229L63 227H60ZM82 228H83V227H82ZM82 228H81V229H82ZM84 228H88V226H86V227H84ZM118 228H119V227H118ZM120 228H121V227H120ZM120 228H119V229H120ZM141 228H142V227H141ZM141 228H140V229H141ZM144 228H145V227H144ZM148 228H149V227H148ZM148 228H146V229L148 230ZM187 228H188V227H187ZM215 228H216V227H215ZM41 229H42V228H41ZM91 229H92V228H91ZM95 229H96V228H95ZM108 229H109V228H108ZM123 229H124V228H123ZM125 229H127V228H125ZM142 229H143V228H142ZM142 229H141V230H142ZM176 229H177V228H176ZM255 229H256V227H255ZM13 230H15V229H13ZM34 230H35V229H34ZM38 230H39V229H37V231H38ZM97 230H99V226L97 227ZM102 230H101V231H102ZM104 230H105V233H107V232H106V231H107V228L104 229ZM111 230H113V229H111ZM111 230L108 232L109 235H110V233H111ZM131 230H133V229L130 228V231H131ZM143 230H144V229H143ZM147 230H146V231H147ZM211 230H212V229H211ZM213 230H214V228H213ZM235 230H236V229H235ZM37 231H36V232H37ZM70 231H71V230H70ZM80 231L82 232V230H80ZM93 231H95V230L92 229V233H93ZM113 231H114V230H113ZM134 231H136V230H133V232H134ZM169 231H170V230H169ZM173 231H174V230H173ZM232 231H233V230H232ZM0 232H1V231H0ZM15 232H16V230H15ZM28 232H29V230H28ZM57 232H58V231H57ZM63 232L65 233V231H63ZM66 232H69V230H68V231L66 230ZM73 232H74V231H73ZM103 232H104V231H103ZM127 232H128V231H127ZM149 232H150V231H149ZM151 232H152V231H151ZM151 232H150V233H151ZM17 233H18V232H17ZM32 233H33V232H32ZM34 233H35V232H34ZM64 233H63L62 235H64ZM69 233H70V232H69ZM71 233H72V231H71ZM79 233H80V232H79ZM95 233H96V232H95ZM100 233H101V232H100ZM140 233H141V232H139V234H140ZM144 233H145V232H144ZM144 233H143V234H144ZM169 233H170V232H169ZM212 233H214V232H212ZM19 234H20V233H19ZM22 234H23V233H22ZM26 234H28V233H26ZM36 234H39V232L36 233ZM55 234H56V233H55ZM77 234H78V233H77ZM88 234L92 235L91 232H89ZM93 234H94V233H93ZM121 234H122V233H121ZM121 234H120V235H121ZM126 234H127V233H126ZM139 234H138V235H139ZM163 234H164V233H163ZM185 234H186V233H185ZM216 234H217V233H216ZM243 234H244V233H243ZM0 235H1V234H0ZM5 235H6V234H5ZM5 235H2V237L5 236ZM9 235H10V233L8 234V236H9ZM20 235H21V234H20ZM41 235H42L41 238H43V234H41ZM41 235H40V236H41ZM53 235H54V234H53ZM109 235L106 236V234H104L103 236L108 237ZM117 235H118V234H117ZM140 235H141V234H140ZM151 235H152V234H151ZM167 235H169V234H167ZM178 235H179V234H178ZM213 235H214V234H213ZM213 235H212V237L215 236V235H214V236H213ZM22 236H23V235H22ZM22 236H21L20 238L23 239V237H24L25 235H24L23 237H22ZM37 236H38V235H37ZM51 236H52V235H51ZM56 236H57V235H56ZM59 236H61V235H59ZM87 236H88V235H87ZM92 236H93V235H92ZM124 236H125V234H124ZM146 236H147V235H146ZM146 236H144V237L146 238ZM152 236H154V235H152ZM173 236H175V235H173ZM240 236H241V235H240ZM6 237H7V236H6ZM12 237H13V236H12ZM26 237H27V236H26ZM44 237H45V236H44ZM69 237H71V235H70ZM77 237H78V236H77ZM80 237H81V236H80ZM90 237H91V236H90ZM95 237H96V236H95ZM101 237H102V236H101ZM114 237H116V236H113V238H114ZM118 237H119V236H118ZM150 237H151V236L148 237L149 240H150ZM155 237H156V236H155ZM159 237H161V236H159ZM162 237H166V236L163 235ZM175 237H176V236H175ZM175 237H174V238H175ZM178 237H179V236H178ZM180 237H181V236H180ZM191 237H192V236H191ZM8 238H9V237H8ZM10 238H11V237H10ZM27 238H28V237H27ZM60 238H61V237H60ZM62 238H64V237H62ZM98 238H100V236H99ZM98 238L96 237V239H98ZM113 238L111 237V239H113ZM126 238H127V237H126ZM141 238H143V236H142ZM145 238H144V240H145ZM171 238H172V237H171ZM210 238H211V237H210ZM13 239H14V238H13ZM36 239H39V238H36ZM43 239H44V238H43ZM52 239H53V238H52ZM58 239H59V238H58ZM67 239H68V238H67ZM67 239H66V240H67ZM74 239H76V238H74ZM78 239H80V238H78ZM81 239H82V238H81ZM87 239H88V238H87ZM105 239H106V238H105ZM105 239H104V240H105ZM107 239H108V238H107ZM111 239H110V237H109V241H110ZM137 239H138V238H137ZM137 239H136V240H137ZM158 239L161 240V238H158ZM162 239H164V238H162ZM168 239H169V238H168ZM183 239H184V238H183ZM189 239H190V238H188V241H189ZM48 240H49V239H47L46 241H48ZM114 240H116V239L114 238ZM151 240H152V238H151ZM154 240H155V239H154ZM181 240H182V238H181ZM190 240L193 241L194 239H190ZM204 240L207 242V240H206L205 238H204ZM35 241H37V240H34V243H35ZM49 241H52V240H49ZM57 241H58V240H57ZM84 241L86 242V240H84ZM101 241H102V240H101ZM109 241H108V243H110ZM124 241H125V240H124ZM130 241H131V240H130ZM134 241H135V240H134ZM145 241H146V240H145ZM164 241L166 242L165 239H164ZM7 242H8V241H7ZM11 242H12V241H11ZM11 242H10V244H11ZM20 242H22V241L20 240ZM20 242H19V243H20ZM38 242H39V241H37V243H38ZM62 242H63V241H62ZM64 242H65V241H64ZM76 242H77V241H75V243H76ZM85 242H84V243H85ZM96 242H97V241H96ZM96 242H94V243H96ZM111 242H112V241H111ZM114 242H115V244H117L116 241H114ZM128 242H129V241H128ZM162 242H163V241H162ZM16 243H17V242H16ZM16 243H15V244H16ZM19 243H18V246H20ZM25 243H26V240H25ZM41 243H43L42 240L40 241V244H41ZM47 243H48V242H47ZM49 243H51V242H49ZM65 243H66V242H65ZM79 243H80V240H79ZM84 243H83V244H84ZM123 243H124V242H123ZM123 243H122V244H123ZM159 243H160V242H159ZM207 243H208V242H207ZM214 243H217V242H214ZM2 244H4V243H2ZM12 244H13V243H12ZM12 244H11V245H12ZM20 244H21V243H20ZM45 244H46V243H45ZM45 244H44V245H45ZM72 244H73V243H72ZM83 244H80V245H83ZM115 244H114V245H115ZM135 244H136V243H135ZM141 244H142V243H141ZM190 244H191V243H190ZM203 244H204V243H203ZM205 244H206V243H205ZM208 244L210 245V243H208ZM234 244H235V243H234ZM7 245H8V244H7ZM60 245H61V244H60ZM66 245H67V244H66ZM68 245H69V244H68ZM78 245H79V244H78ZM78 245L76 244L75 246H78ZM80 245H79V246H80ZM88 245H89V244H88ZM101 245H102V244H101ZM108 245L110 246V244H108ZM114 245H113V246H114ZM143 245H144V244H143ZM148 245H149V244H148ZM174 245H175V243H174ZM21 246H22V245H21ZM50 246H51V244H50ZM55 246H56V245H55ZM64 246H65V244H64ZM73 246H74V245H73ZM79 246H78V247H79ZM109 246H108V247H109ZM133 246H134V245H133ZM158 246H159V245H158ZM205 246H206V245H205ZM205 246H204V247H205ZM211 246H212V245H211ZM260 246H261V245H260ZM263 246H264V245H263ZM4 247H5V246H4ZM4 247H3V248H4ZM22 247H23V246H22ZM87 247H88V246H87ZM95 247L97 248V245H96ZM98 247H100V246H98ZM111 247H112V246H111ZM120 247H123V246H120ZM159 247H160V246H159ZM19 248H20V247H19ZM35 248H36V247H35ZM61 248H62V247H61ZM65 248H66V246H65ZM92 248H93V246H92ZM105 248H106V246H105ZM147 248H148V247H147ZM210 248H211V247H210ZM36 249H37V248H36ZM57 249H59V248H57ZM98 249H99V248H98ZM103 249H104V248H103ZM111 249H112V248H111ZM121 249H124V248H121ZM138 249H139V247H138ZM138 249H137V251H139ZM161 249H162V248H161ZM213 249H214V248H213ZM2 250H4V249H2ZM10 250H11V249H10ZM20 250H21V248H20ZM41 250H42V249H41ZM60 250H61V249L57 250L58 253H59ZM100 250H101V249H100ZM112 250H113V249H112ZM126 250H127V248H126ZM128 250H129V249H128ZM164 250H165V249H164ZM164 250H163V251H164ZM172 250H173V249H172ZM214 250H215V249H214ZM4 251H5V250H4ZM25 251H26V250L24 249V252H25ZM50 251H52V249H51ZM106 251H107V250H106ZM116 251L118 252V251H120V250H116ZM130 251H131V250H130ZM133 251H134V250H132V253H133ZM140 251H141V250H140ZM154 251H155V250H154ZM189 251H190V250H189ZM196 251H197V250H196ZM196 251H194V252H196ZM262 251H263V250H262ZM10 252H11V251H10ZM22 252H23V251H22ZM36 252H38V251H36ZM36 252H35V253H36ZM46 252H47V251H46ZM63 252H64V251H63ZM92 252H93V251H92ZM97 252H100V251L97 250ZM101 252H102V251H101ZM101 252H100V253H101ZM117 252H116V254H118ZM122 252H123V250H122ZM164 252H166V251H164ZM176 252H177V251H176ZM186 252H187V251H186ZM221 252H222V251H221ZM31 253L33 254L32 251H31ZM48 253H50V252H48ZM60 253H62V252H60ZM71 253H73V252H71ZM71 253H70V254H71ZM74 253H75V251H74ZM74 253H73V254H74ZM77 253H79V252H77ZM85 253H86V252H85ZM85 253H84V254H85ZM109 253H110V252H109ZM125 253H126V252H125ZM127 253H129V252H127ZM132 253H131V254H132ZM178 253H179V252H178ZM187 253H188V252H187ZM187 253H185V254H187ZM198 253H199V251H198ZM214 253H216V252H214ZM65 254H67V253H65ZM70 254H69V255H70ZM79 254H80V253H79ZM79 254H77L78 257H80V256H82V255L84 256V254H82V255H79ZM111 254H112V253H111ZM114 254H115V252H114ZM153 254H154V253H153ZM216 254H217V253H216ZM0 255H1V254H0ZM2 255H3V254H2ZM9 255H10V253H9ZM12 255H13V254H12ZM27 255H28V254H27ZM29 255H30V254H29ZM29 255H28V256H29ZM38 255H39V254H38ZM41 255H42V254H41ZM86 255H89V254H86ZM106 255H107V254H106ZM137 255H138V254H137ZM137 255H136V256H137ZM140 255H141V254H140ZM3 256H4V255H3ZM39 256H40V255H39ZM44 256H46V255H44ZM75 256H76V255H75ZM108 256H109V255H108ZM108 256H107V257H108ZM113 256H114V255H112V257H113ZM122 256H123V255H122ZM124 256H125V255H124ZM128 256H129V255H128ZM128 256H127V257H128ZM143 256H144V255H143ZM146 256H147V255H146ZM158 256H159V255H158ZM169 256H171V255H169ZM182 256H183V255H182ZM191 256H192V255H191ZM194 256H195V255H194ZM220 256H221V255H220ZM260 256H261V255H260ZM4 257H5V256H4ZM24 257H25V256H24ZM35 257H36V259H37V256H34L33 259H34ZM48 257H50V256L47 255L46 258H48ZM78 257H76V258H78ZM115 257H116V256H115ZM129 257H130V256H129ZM159 257H161V255H160ZM177 257L179 258V255H177ZM184 257H185V256H184ZM184 257L182 258L183 260H184ZM186 257H187V255H186ZM189 257H190V256H189ZM209 257H211V256H209ZM258 257H259V256H258ZM0 258H1V257H0ZM71 258H73V257H71ZM116 258L118 259L119 257H116ZM139 258H140V257H139ZM146 258H147V257H146ZM180 258H181V256H180ZM190 258H191V257H190ZM192 258H193V257H192ZM198 258H199V257H198ZM206 258H207V257H206ZM74 259H75V258H74ZM112 259H113V258H112ZM141 259H142V258H141ZM159 259H160V258H158V260H159ZM185 259H186V258H185ZM187 259H188V258H187ZM211 259H212V257H211ZM228 259H230V258H228ZM228 259H227V260L225 259V260H226L225 262H227ZM8 260H9V259H8ZM77 260H78V259H77ZM77 260H76V261H77ZM79 260H80V258H79ZM86 260H87V259H86ZM88 260H89V259H88ZM101 260H102V259H101ZM110 260H111V259H110ZM129 260H130V259H129ZM132 260H133V259H132ZM134 260H135V259H134ZM144 260H145V258H144ZM222 260H223V259H222ZM222 260H221V261H222ZM26 261H27V260H26ZM31 261H32V260H31ZM31 261H30V263H31ZM42 261H44V260H40V263H41ZM68 261H69V260H68ZM105 261H106V260H105ZM111 261H114V259L111 260ZM121 261H122V260H121ZM126 261H127V260H126ZM139 261H140V260H139ZM184 261H185V260H184ZM189 261H190V259H189ZM212 261H213V259H212ZM223 261H224V260H223ZM5 262H7V261H5ZM27 262H28V261H27ZM45 262H46V261H45ZM45 262H44V263H45ZM78 262H79V261H78ZM114 262H115V261H114ZM119 262H120V259H119ZM123 262H124V261H123ZM130 262H131V261H130ZM178 262H179V261H178ZM181 262H182V261H181ZM185 262L187 263V261H185ZM204 262H205V261H204ZM209 262H211V261H209ZM10 263H11V262H10ZM20 263H21V261H20ZM40 263H39V264H40ZM42 263H43V262H42ZM48 263H49V262H48ZM93 263H94V262H93ZM93 263H91V264H93ZM205 263H206V262H205ZM220 263L222 264V262H220ZM4 264H5V263H4ZM27 264H28V263H27ZM46 264H47V263H46ZM49 264H50V263H49ZM68 264H69V263H68ZM94 264H95V263H94ZM124 264H125V263H124ZM127 264H128V263H127ZM161 264H162V263H161ZM171 264H172V263H171ZM181 264H182V263H181ZM187 264H189V263H187ZM231 264H232V263H231Z\"/></svg>",
	"mask_w": 264,
	"mask_h": 264
}]
</instances>
